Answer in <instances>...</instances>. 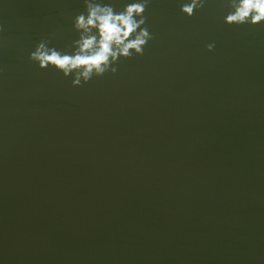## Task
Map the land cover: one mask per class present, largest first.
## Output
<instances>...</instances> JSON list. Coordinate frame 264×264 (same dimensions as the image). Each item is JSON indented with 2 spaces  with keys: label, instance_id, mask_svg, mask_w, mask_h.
I'll list each match as a JSON object with an SVG mask.
<instances>
[{
  "label": "water",
  "instance_id": "95a60500",
  "mask_svg": "<svg viewBox=\"0 0 264 264\" xmlns=\"http://www.w3.org/2000/svg\"><path fill=\"white\" fill-rule=\"evenodd\" d=\"M182 2L73 87L28 55L71 45L83 0H0V264H264V24Z\"/></svg>",
  "mask_w": 264,
  "mask_h": 264
},
{
  "label": "clouds",
  "instance_id": "9594fccd",
  "mask_svg": "<svg viewBox=\"0 0 264 264\" xmlns=\"http://www.w3.org/2000/svg\"><path fill=\"white\" fill-rule=\"evenodd\" d=\"M150 3L151 0H130L117 10L102 0H83V11L72 19L78 38L64 49L49 47L50 42L42 39L28 60L41 70L53 68L65 78L71 75L73 87L105 73L114 75L118 61L143 56L154 38L144 14ZM205 3L206 0H183L179 12L191 18ZM221 7L227 8L222 21L226 25L253 28L264 24V0H222ZM214 47V42L209 43L206 50Z\"/></svg>",
  "mask_w": 264,
  "mask_h": 264
}]
</instances>
